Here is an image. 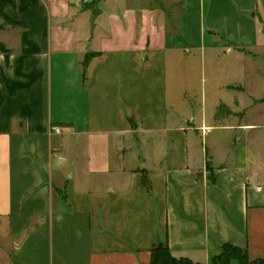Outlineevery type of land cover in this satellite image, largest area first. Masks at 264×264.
<instances>
[{
    "label": "crops",
    "instance_id": "1",
    "mask_svg": "<svg viewBox=\"0 0 264 264\" xmlns=\"http://www.w3.org/2000/svg\"><path fill=\"white\" fill-rule=\"evenodd\" d=\"M0 43V264L264 261V0H0Z\"/></svg>",
    "mask_w": 264,
    "mask_h": 264
},
{
    "label": "trees",
    "instance_id": "2",
    "mask_svg": "<svg viewBox=\"0 0 264 264\" xmlns=\"http://www.w3.org/2000/svg\"><path fill=\"white\" fill-rule=\"evenodd\" d=\"M0 52L3 53L6 62L9 56V50H7L0 43ZM94 56V54H86L82 62V78L85 77V71L89 60ZM147 184V179L144 180ZM231 260H236L239 264H264L263 260H250L246 252L240 248L232 245H223L221 254L213 259V264H229ZM150 264H194L188 259L184 258H174L167 246L159 245L151 250Z\"/></svg>",
    "mask_w": 264,
    "mask_h": 264
},
{
    "label": "rangeland",
    "instance_id": "3",
    "mask_svg": "<svg viewBox=\"0 0 264 264\" xmlns=\"http://www.w3.org/2000/svg\"><path fill=\"white\" fill-rule=\"evenodd\" d=\"M193 67V68H192ZM192 67L190 68V70L192 69V73L187 74V75H180L182 73V71L178 74V77L175 79L177 81V87L179 89V92H184V91H194V93H198V98L200 95V92L202 91V89L205 86L211 85V84H216L219 80L220 77L217 76V73L215 74H208L206 73V76L204 77L202 75V65L200 62V59L196 58L194 59V63L192 64ZM208 71H210V69H212V66L207 67ZM188 73V72H187ZM222 80V79H221ZM224 80H228V79H224ZM250 81L253 82V84H256V87L258 88V92L260 94H264V81L261 78H257V79H250ZM170 84H171V80H170ZM216 86V85H215ZM255 92V90H254ZM213 94H209L208 98L209 101L210 99H213ZM197 99V95L194 96V101L196 103ZM228 111L227 109H224L221 113H224L227 117L228 115Z\"/></svg>",
    "mask_w": 264,
    "mask_h": 264
},
{
    "label": "built area",
    "instance_id": "4",
    "mask_svg": "<svg viewBox=\"0 0 264 264\" xmlns=\"http://www.w3.org/2000/svg\"><path fill=\"white\" fill-rule=\"evenodd\" d=\"M50 131H51L52 133H55V134H60L61 129H60L59 127L52 126V127L50 128Z\"/></svg>",
    "mask_w": 264,
    "mask_h": 264
}]
</instances>
